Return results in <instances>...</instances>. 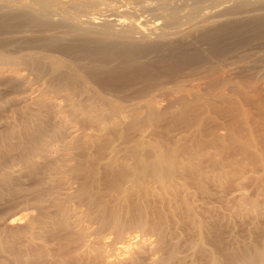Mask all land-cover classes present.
Returning a JSON list of instances; mask_svg holds the SVG:
<instances>
[{
    "label": "bare ground",
    "instance_id": "1",
    "mask_svg": "<svg viewBox=\"0 0 264 264\" xmlns=\"http://www.w3.org/2000/svg\"><path fill=\"white\" fill-rule=\"evenodd\" d=\"M110 1L0 0V28L2 29L11 27L14 29V27L21 25L34 27L37 30L65 28L62 35L58 33L44 34L39 39H28L29 43L40 41L47 48H60L65 52L72 53V56L78 55L84 58L96 56L105 59L110 55L125 57L115 67L113 65L117 60L113 61V63L111 62L112 67L82 65L88 70L90 80L83 76L84 74L82 75L80 66L79 68L74 65L72 60L76 58L71 59V61L65 60L62 56L58 57L55 54L48 53L49 51H28L21 56V60L29 68V72L0 66V78H6L5 86L10 89H21L22 91L36 93L35 96L32 94L33 98L21 97L11 100L13 103L22 104L18 109L22 120L17 126H9L5 133L0 136V165L2 161L5 160V164L10 159L11 152L14 151L12 149L18 150L20 156V159H18L20 163L16 164L18 169H13L15 171H10L9 169L7 171L2 168L3 171L0 169V198L3 197L5 192H8L5 189L8 190L11 181H13V174L22 173L28 174V176L31 174L39 176L35 184H33V189L36 193L34 207L38 209L39 216H37L38 213L36 218L29 215L33 218L28 223H26L25 219L26 222L23 221L25 224L19 223L15 225L13 223L11 227L6 229L9 235L6 236L8 233L6 231L7 233L5 232L6 234L3 235L5 238L0 239V249L3 245L8 246L12 253L19 256L21 251L19 252V248H17V241L24 235L27 241L28 259L32 261L28 262L29 264H33V262L36 264H171L174 255L172 256L170 250L167 249L162 232L166 227L162 229V226L166 223V220L169 221L167 218L169 217L168 214L171 213L180 217L185 215L183 218L190 220L191 223L193 222L194 219L189 212L193 209L194 204L190 207V203H188L190 201L187 198L193 192H191V188L189 190L187 185L196 188L201 194H205L206 186L208 184L217 186V181L221 180V178L236 176L243 180L247 172L241 170L240 167L245 163L243 161L246 160V164L253 169L252 171L250 170L252 179L260 187L264 186V122L253 126L252 120L256 119L253 118L251 120L250 114L241 107L237 99L219 93L215 96L211 95L212 97L208 96L206 97L208 100L203 101L197 91L176 90L175 88L173 96L181 106L180 112H177L180 113L178 114L180 119L177 117V122V120H171V118L170 120L174 122L170 123H180L185 126L191 125V128L187 130L186 134L173 138V143L169 147L157 143L154 139L147 138L144 134L145 127L148 129V125L157 116V106L154 97H151L145 103L132 101L124 104L119 101V98L117 99L94 87L93 83L97 81L103 84L110 82L129 86L132 80H135L133 79V76H136L134 74L144 72L145 68L140 63L138 64L137 60L134 62L128 57L132 54H138L139 56V53L148 47L153 49L161 47L159 42L145 43L150 40L149 34L155 32L161 25L157 27L154 19H152L153 21L151 20L147 27H144L146 23H139L133 18H129L128 10L120 13L114 7V3L110 4ZM115 1L121 2L123 0ZM177 1L180 3L181 0H138L136 3L138 2L143 9L155 8L157 13H152L163 19V26H170L179 23L182 18L191 21L205 2H208L211 6L221 2V0H191V10L181 14L177 10L178 8L173 6V3L177 4ZM185 1L187 2L188 0ZM252 1L243 0L240 5L244 8L254 3ZM222 3L225 4V2ZM140 5L139 8L141 7ZM104 8H108V12L113 13L111 15L115 17L97 21L99 17L97 16L96 19L93 14L100 13ZM139 8L137 9L140 12ZM134 10L137 11L136 9ZM125 14H128V16H125ZM54 15L59 16L58 21L53 20ZM82 15H85L84 17L86 18L82 19ZM133 17L136 18V16ZM212 18H214V15L209 14V12L205 13L204 17L200 20L196 19L197 22H193L194 24L192 26L189 24V26L191 28H200V30L206 29L202 34V38L209 41L210 45H208L214 53L225 47V44L223 46L224 41L222 42L224 39L221 36L223 37L226 32H230L239 41H245L253 34L264 33V15L232 20L218 25L217 21L215 19L212 20ZM187 23L189 22L187 21ZM4 29L1 31L4 32ZM183 29L185 31V28ZM146 30H149V32H146ZM189 30H187L188 33ZM180 32L182 31L179 30L176 33L180 34ZM137 33L139 37L135 36ZM5 34H10V32ZM159 34L166 36L168 33L159 32ZM64 35L76 36L78 43L75 42L74 46L61 44ZM21 39L23 40V38ZM13 43L15 44V42ZM29 43H27V46H29ZM183 46L180 44L175 46L176 54L180 58L199 61V51L189 52ZM8 55L9 53L0 50V61L4 60ZM167 58L169 59V57ZM176 58H173V61ZM104 62L106 61L104 60ZM176 62L173 63L176 64ZM189 63L192 62L189 61ZM111 64L109 62V65ZM177 65L172 66L177 67ZM43 72L49 77L47 91L49 90L54 94H47V91L45 92L38 87L37 80ZM145 77L149 78L151 76L147 75ZM211 82H213V79ZM253 85L248 84L245 87L239 85L231 86L235 87L236 91L241 93L246 101L257 104V108L259 107L263 112V102L260 103L257 102L258 99H254L255 87ZM58 91H68V95H58ZM181 92L184 93L181 94ZM75 94L85 96V99H75L73 97ZM217 99L220 102L219 106H217V103L210 101H217ZM208 107H213L212 109L215 111L213 115L210 114L208 118L205 117L207 121L213 123L217 120L216 110L222 112L227 107L228 110L231 109L234 113L239 126L236 128L229 127L226 130L222 129L216 133L202 132L200 127L204 126L202 125L205 120L203 116L207 112ZM262 112L259 113L261 118H263ZM160 113L161 111L159 115ZM172 113L170 112V115H175ZM261 118L259 119L261 120ZM160 119L162 118L160 117ZM160 119L158 118V120ZM54 120H58V122L55 123ZM152 129L154 130L153 126ZM203 129L204 127H202ZM138 132H140L139 135H137ZM13 138L18 139L17 144L13 145L11 143ZM187 141L190 143L188 144ZM233 156H238L240 160L233 161L231 159ZM229 167L230 169L226 170ZM58 187H64V192H57L56 188ZM241 188V183L238 182L236 190L239 191ZM54 189L56 190L53 191ZM200 193L196 192V194ZM205 196L207 197V195ZM202 198L204 197L202 196ZM45 199L51 202L55 208L54 211L49 212L47 210ZM142 202H152L155 205L153 207L156 209H153V211H156L152 214L155 215L156 212L157 214L151 218L152 227L148 225L149 223L147 224L149 220H146V216L148 214L146 216L143 215L146 210L144 212L142 211L143 209L141 210L144 207ZM257 205L259 204L257 203ZM150 206L149 204L147 205V207ZM251 206L254 207V204ZM123 207L126 208L125 213L129 214L127 216L129 217L127 219L128 224L126 223L127 227L122 222L121 212ZM200 208H198V211ZM256 209L250 210L257 215V210L260 208ZM198 211L196 212L198 213ZM202 212L205 211L202 210ZM251 215L253 214L251 213ZM149 216L151 217V214ZM198 217L201 218L199 215ZM206 217L208 218L206 223H208L209 214ZM212 218L211 216L210 219ZM203 222L202 225L204 224ZM210 222H213V220H210ZM178 227L177 229L180 230L181 228ZM198 228H195V230H198ZM204 228L206 229V226ZM189 229L191 230V228ZM201 230L202 232L204 231L203 228ZM190 234H192L191 231ZM46 235L49 236L50 240L54 241L55 246L48 244L45 241L47 240L46 238L44 240ZM184 238L182 239L184 240ZM187 241H189V238ZM21 244L22 246L24 245L22 242ZM171 244L170 246H172ZM242 252L240 255L231 254L233 256L228 258L230 264L236 262L238 256L248 260L255 259L259 264H264V252L261 250H255L251 253L250 251L248 253L244 251L245 254ZM10 255L12 256L13 254ZM2 260L1 262H3ZM30 260L26 259L25 263ZM210 260V264H217L213 258ZM15 262L17 261L15 260Z\"/></svg>",
    "mask_w": 264,
    "mask_h": 264
},
{
    "label": "rangeland",
    "instance_id": "2",
    "mask_svg": "<svg viewBox=\"0 0 264 264\" xmlns=\"http://www.w3.org/2000/svg\"><path fill=\"white\" fill-rule=\"evenodd\" d=\"M136 1H138V0H123L121 2L111 0L110 4L114 3V7L120 13H122L124 10H128L129 11L128 14H130V15L128 16V14H125V16H128L129 18H133L136 22L146 23L145 24L146 26L144 25V27H147V24L152 19H154L156 26L157 27L160 25L161 26L159 28H157V30H155L156 33L153 32V33L149 34L150 40H149V42H145V43L159 42V43H161V47H159L158 49H153L151 47L150 48L148 47V48L144 49L141 53H139V56H138V54H132L128 57V58H130V60H132L134 62L137 60L136 62L138 64L140 63V65H142L145 68L144 72H142V73L137 72L138 75H137V73L134 74V75H136V76H133V79H135V80H132V82L130 83L129 86H122V84L120 85V83L117 84V83H110V82H106V84L105 83L103 84V83H100V81H97L98 83L94 82L93 85L95 88L100 89V91H103L106 94H110L111 96H113L117 99L119 98V101H121V103H124V104L130 103L132 101L145 103L146 101L150 100L151 97H154V101H155V104L157 106V116L154 118L153 122L148 125L149 126L148 129H147V127H145L144 134H145V136H147V138L154 139L157 143L170 147L173 143L172 142L173 138L175 139L177 136H179L181 134H186L187 130H189L191 128V125L185 126V125H182L180 123L172 124L174 121H171V120H173V119L177 120L176 118L180 116V115L178 116V114H180V113H177V112H180L179 110L181 109V106L178 104L177 100H175L174 96H173V93L175 92L174 91L175 88H176V90L181 89V90L197 91V93L200 95V98L203 101L208 100V99H206V97H208V96L210 97L211 95L215 96L219 93L226 94V95L231 96V97H233L239 101V104L241 105V107L244 108L246 111H248V113L250 114L251 120L253 118L256 119V120H252L253 126H255L257 123L264 122V111L262 112L259 107L257 108V104H255V103L252 104V103H249L248 101H246V99L242 96V94L239 93L238 91H236L235 87L231 86V85H239L241 87H245L248 84H250V85L254 84L253 85L255 87V92H254L255 95L253 94L254 99L255 100L258 99L257 102H260V103L263 102L262 104H264V33L253 34L251 37L247 38L245 41L240 40L241 41L240 42L237 37L235 39V36L233 37V35L230 32H226V33H228L227 35L225 33L223 35V37L221 36V38L224 39V40H222V42L224 41L223 46L225 44V47L221 48L222 50H220V51H222V52L219 51V52L214 53L211 51V48L209 46L210 45L209 41L202 38V34L206 31V29L200 30V28L199 29L198 28H191L192 24H194L193 22H197V20H200L202 17L205 16V13L207 14L208 12H209V14L214 15V18H212V20L215 19L217 21L216 22L217 25L221 24V23L228 22V21H232V20L247 19L250 17H256V16L264 15V0H259V1L253 0L255 4L252 3L251 5L244 7V8H243V6L240 5L243 0H221V2L217 3V5H215V6L214 5L211 6V5H209L208 2H205V4L204 3L202 4L200 11L198 13H196L194 15V17L191 19L192 23H191V21H189V19L182 18V20L180 19L179 23L174 24V25H170V26H163V19L161 17L155 16V13H157L155 8H144L143 9V7L138 2L136 3ZM181 1H183V2L181 3ZM181 1H180V3H179V1L176 2L178 5L173 3V6L175 8L177 7L178 8L177 10H179L181 12V14H184L187 11H190L191 7H192V1L191 0H188L189 2L188 1L186 2L185 0H181ZM222 2H225V4H223ZM226 2H227V4H226ZM138 4L142 8L141 7L139 8ZM236 5H240V6L237 7ZM212 7H214V8H212ZM137 8L140 9L141 13L138 11ZM134 9H136L137 11H135ZM132 10H134V12H132ZM108 11H109L108 8H104V9H102V11H100V13L99 12H98V14L94 13L93 16L94 17L96 16V19H97V16L99 17L97 19V21H103V19L105 20V18L106 19L114 18L115 16L111 15L113 13L108 12ZM152 12H155V13H152ZM134 13H135V15H134ZM54 16H53V20L58 21L59 16L58 15H54ZM84 16L85 15H82V19L86 18ZM133 16H136L137 19L134 18ZM141 19H142V21H141ZM137 20H139V21H137ZM187 21L189 23H187ZM189 24H191V26H189ZM177 26H179V27H177ZM12 28L13 27H11L9 29L3 28L5 30L4 32L1 31L3 29L0 28V43H1L0 44V50L4 51L6 53H9V55L4 60L0 61L1 67H5V68L10 67V68H13L15 70H22V71L29 72L28 71L29 68L22 62L21 56L25 52H28V51H39V50L43 51V52L49 51L48 53L55 54V56L57 55L58 57L62 56V58H64L65 60L71 61V59H74V58L79 60L78 62H76L77 61L76 59L72 60V61L74 62L75 66L81 67V68L80 67L79 68L81 70L82 75L84 74L83 76L89 78V80H90L88 70L85 69L83 66L90 65V66L112 67L111 62L113 63V61L117 60L116 62H114V65H113V67H115V66H117L116 64L121 63L125 58L123 56L119 57V55H110V56L106 57L105 59L99 58L96 56H94V57L90 56V57H85V58L83 56L79 57L78 55H74V54H73L74 56H72V53L65 52L64 50H62L60 48L59 49L56 47L53 49H52V47L47 48L40 41H37L36 43H29L27 41L30 38L39 39L40 37H42V35L44 36V34L49 35V34H53V33L54 34L58 33V34L62 35L65 31V28H63V27H58L59 29L52 28L53 30L51 28L45 29V30H41V29L37 30L34 27H29L27 25H21V26L14 27V29H12ZM183 28H185V31ZM50 29H51V31H50ZM10 30L13 32H11ZM179 30H181L182 32H180V34L176 33ZM187 30H189V33ZM193 30H194V32H193ZM54 31H56V32H54ZM9 32H10V34H5V33H9ZM146 32H149V30H146ZM159 32L160 33L161 32H167L168 34L166 36H161L159 34ZM155 34H157V35H155ZM169 35H171V36H169ZM31 36H33V37H31ZM64 36H63L61 44L68 45V46L69 45L74 46L75 42L78 43L77 42L78 38L76 36L75 37L74 36H68V35H64ZM135 36L139 37V34L137 33ZM21 38H23L24 41ZM169 38H171L172 40ZM170 41H171V43H170ZM12 42H15V44L14 43L12 44ZM27 43H29V46H27L28 45ZM179 44L182 46L184 45L185 47L184 46L183 47L185 49H187V51H189V52L190 51L191 52L192 51H194V52L199 51L198 53L200 54V58L198 60L199 61L201 60V61L199 62L197 60L192 61V60H186L185 59L186 60V63H185V60H183L182 58H180L179 55L176 54L177 52H176L175 46H177ZM9 45H11V46L7 47ZM33 45H34V47H33ZM2 46L4 47V49ZM5 47H7V48H5ZM201 55H202V58H201ZM114 57H115V59H114ZM167 57H169V59ZM80 58H81V60H80ZM118 58H121V59H118ZM173 58L174 59L176 58V60L173 61ZM178 59L180 60L179 61L180 63L178 62ZM104 60L106 62H104ZM108 60H109L111 65H109ZM166 61H168V62H166ZM181 61H183L184 63L182 62L183 63L182 64ZM189 61H191L192 63H189ZM102 62L104 63V65H102L103 64ZM173 62H176V64H174ZM197 62H199V63H197ZM169 63H170V65H169ZM79 64H81V65H79ZM177 64H179V65H177ZM172 65L173 66L177 65V67H179V68L173 67ZM146 67L148 69L147 71H146ZM170 68H173V69L176 68V69L173 70ZM147 75H149L151 77L146 78L145 76H147ZM136 78H138V79H136ZM212 79H213V82H211ZM5 81H6V78H0V136L5 133V131L8 129L9 126L10 127L15 126V125L17 126V125H19L18 123H21V120H22L20 112L18 110L22 106V104L13 103V101H11V100L14 98H21V97L22 98H24V97H28V98L32 97L33 98L32 94H34V96L36 94V93H32L30 91H24V90L22 91L21 89H10L9 87L5 86ZM37 84H38L39 88H41L43 91L46 92L47 88L49 87L48 75L43 72L38 77ZM229 84H230V86H229ZM120 92H122V93H120ZM46 93L47 94H54L49 90ZM58 93H59L58 95H63V94L68 95V91H58ZM183 93L184 92H181V94H183ZM24 95H26V96H24ZM256 95H257V97L258 96L259 97L257 98ZM117 96H119V97H117ZM73 97L75 99H83V100L85 99V96H80V95H76V94L73 95ZM170 101H172V102H170ZM210 101L217 103V106L220 105V102L218 101V99H217V101H215V100H210ZM174 102H175V105H174ZM11 103H13V104H11ZM174 107H176V108H174ZM227 107H226V109L224 108L225 110H223L222 112L220 111L221 113L216 110V112H217L216 119L217 120H215L213 123L207 121L206 118H208V115H210V114L213 115V112L215 110L212 109L213 107H208L207 112L205 111L206 113L203 116V119H205L203 122L205 124L202 123V125H204V126L200 127L201 131L204 133H216L218 131H221L222 129L226 130L229 127L230 128H236L237 126H239V122H238L237 118L235 117L234 113L231 111V109L228 110ZM210 108H211V110H210ZM160 111H161V113L159 115ZM172 111H174L173 113L175 115H170V112L172 113ZM224 111H226V112H224ZM227 111L230 114H228ZM259 111L262 112L261 114H263V118H261V116H259L260 115ZM165 115H167V116L165 117ZM174 116H175V118H174ZM160 117L162 119H160ZM158 118L160 120H158ZM259 118H261V120ZM178 119H180V117ZM54 121H55V123L58 122V120H54ZM170 122H172V123H170ZM177 122H178V120H177ZM13 123H14V125H13ZM237 123H238V125H237ZM170 124H172V125L170 126ZM152 126H153L154 130L152 129ZM202 127H204L203 130H202ZM207 131H209V132H207ZM152 132H154V133H152ZM139 133L140 132H138L137 135H139ZM15 140L17 141L18 139L13 138V140L11 141V143L13 145L18 143V141L16 142ZM189 143L190 142H188V144ZM12 151L13 152H11L10 159H8L5 162V164H4L5 160L2 161L3 165L2 164L0 165L1 170L9 169L10 171L11 170L15 171L16 168L18 169V166L16 164L20 163V160H18V159H20V156H19L18 150L12 149ZM231 159H233V161L240 160L238 158V156H233ZM243 162H245V163L242 164L240 169L247 172L244 175L245 179H243V180L241 178L239 179L236 176L229 177V178H221V180L217 181V186L208 184L206 186L207 190H205V194L202 193L203 195L196 188H194L190 185H187L189 187V190L191 188V192H193V193H191L190 197H187L188 200L190 201V202H188V200H187V202L190 203L189 204L190 207H191V205L193 206V204H194L193 209L191 208L192 210H190V212H189L191 214V217H193V219H194L193 222L191 223L190 220L183 218V216L185 217V215L180 217V216H177V214L174 215L171 213V214H168L169 217L167 219H169V221L166 220V223H164L162 226V229H163V227L167 228V229L164 228V230L162 231L164 234L165 244L167 246V249L170 250V253L172 254V256L174 255L171 264H184V263L185 264H210L211 258L216 260L217 264H230V262L228 261V258H231L233 256L231 254H233V253L236 255H240V253L242 251L243 252L247 251L246 253H248L250 251V253H251L252 251H255V250H258V251L261 250L262 252H264V216H263L264 215V186L260 187V185L252 179L253 177L251 176L250 170L252 171L253 169L250 168V165L246 164V160H244ZM9 163H11V164L9 165ZM13 169H15V170H13ZM229 169H230V167L227 168L226 170H229ZM254 170H256V169H254ZM13 175H14L13 176L14 178L12 179L13 181H11V183H10L11 188L9 186L8 190L5 189V191H8L9 193L4 191L5 192L3 194L4 198L3 197L0 198V230H1L0 233L2 232L1 233L2 235L0 234V239L5 238V236L3 237V235H5L8 232V230H6V229L11 227V225H13V223H15V225H17L19 223L22 224L23 221H25V219L27 221V222L26 221L25 222L28 223L34 216H35V218L37 216H39L38 209H36L34 207L35 202H36L35 201L36 193L33 189V187H34L33 184H35V182L39 178V176L35 175V174H31L28 176V174H22V173H20V174L15 173ZM238 182L241 183V187H242L239 191L236 190ZM56 189H54L53 191L56 190L57 192H61V193L64 192V187H58ZM207 191H208V193H207ZM196 192L200 193L201 195L196 194ZM211 194H213L214 196ZM215 194L217 197L215 196ZM205 195H207V197ZM191 196H192V198H191ZM202 196L204 198H202ZM201 199H203V200H201ZM142 201H144V200H142ZM202 201H204V203H202ZM208 201H210V202H208ZM46 202H48V203H46ZM142 203H143L142 206H144V207L141 208V210L143 209L142 210L143 212H144V210H146L143 213V215L146 216L148 214L147 215L148 218L146 216V220L147 221L149 220L147 222V224L149 223L148 225L152 227V225H151L152 219L151 218H153L157 214V212L155 215L152 214V213H155V211H156V210L153 211V209H156L155 207H153L154 203H152V202H149V203L148 202L147 203L142 202ZM142 203H139V204H142ZM250 203H251V205L254 204V207L251 206ZM257 203L259 205H257ZM148 204H149V206L151 204V206L147 207ZM201 204H202V206H201ZM45 206H47L46 208L49 212L55 210V208L52 206L51 202L46 201V199H45ZM142 206L140 205V207H142ZM195 206H197V207H195ZM210 206H212L213 208ZM255 206L257 207V209H259V208L260 209L257 210ZM200 207H202V208H200ZM252 207L254 208V210L255 209L257 210L258 214L261 213L260 214L261 216L258 214H257L258 215L257 216L256 213L254 214L252 212V210H250V209H253ZM198 208H200L199 211H198ZM149 209H151V210L149 211V213H147ZM194 210L198 211V213L195 211V214H194ZM202 210L205 212H202ZM206 210H207V212H206ZM208 211H210V212L208 213ZM125 212H126V208L123 207V211L121 212V217L123 218L122 222H124L125 227H127L128 226L127 225L128 224L127 219H129V217H127V216H129V214L125 213ZM251 213L253 215H251ZM36 214H37V216H36ZM149 214H151V217L149 216ZM202 214L205 216H203ZM208 214H209L208 223H210V224L206 223L207 219H208L206 216H208ZM29 215H31L33 217H31ZM198 215L201 216V218L198 217ZM175 216H177V217H175ZM211 216L213 217L212 219H210ZM27 217H30V218H27ZM195 217H197L198 219ZM177 218L179 221L177 220ZM205 219H206V221H204ZM210 220H213V222L215 224L213 222H210ZM25 222L23 224H25ZM202 222L204 223L203 225H202ZM181 224H182V226H181ZM199 224H201V225H199ZM213 224H214V226H213ZM209 225H212V226H209ZM169 226H170V228H169ZM177 226H179L178 228H181V229L180 230L177 229ZM185 226H187V227H185ZM196 226L199 228L201 226L202 227L200 229L198 228V230H195V228L197 229ZM204 226H206V229L204 228ZM213 227H215V228H213ZM189 228H191V230ZM202 228L204 230L203 232L201 230ZM165 230H167V231H165ZM190 231L192 232L193 235L190 234ZM206 232H207V234H206ZM175 233H176V235H175ZM208 234H210V235H208ZM8 235H9V232L7 233L6 236H8ZM167 236H168V238H167ZM184 236L186 239L184 238ZM48 237L49 236L46 235L44 237V240L46 238L47 240H45V241H47L48 244H50L51 246H55L54 241L52 239L50 240V238H48ZM182 238H184V240ZM188 238H189V241H187ZM208 239L210 241L211 240L212 241L210 242ZM18 240L19 241H17V248H19V252L21 251L19 253V256L12 253V251L9 250L8 246L3 245L0 249L1 250L0 251V257H1L0 262L3 259L2 260L3 262H1V263H3V264H24L26 259L30 260V259H28L29 253L26 250L27 241L25 239V236L22 235ZM205 240H207V241H205ZM21 242L25 246L24 245L22 246ZM173 242H174V246H173ZM215 242H217V243H215ZM169 243L170 244L172 243L171 244L172 246H170ZM193 244H195V245H193ZM201 246H202V248H201ZM4 247H6V248H4ZM214 248H215V250H214ZM172 251H174V252H172ZM245 252L243 254H245ZM10 254H13V255L11 256ZM178 254H179V256L177 257ZM241 258L242 257L238 256V258L236 259V262H233V264H248V263L249 264H257V263L259 264V262L256 261L255 259H249L248 260L247 258L246 259H244V258L241 259ZM15 260L17 262H15ZM247 260H248V262H247ZM254 261H255V263H254ZM28 262H32V261L31 260L26 261L27 264H29ZM30 264H32V263H30ZM33 264H36V263L33 262ZM45 264H48V263H45Z\"/></svg>",
    "mask_w": 264,
    "mask_h": 264
}]
</instances>
